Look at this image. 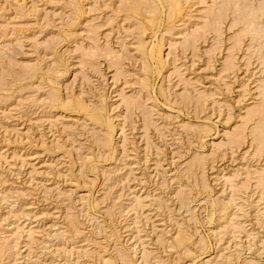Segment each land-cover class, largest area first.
I'll list each match as a JSON object with an SVG mask.
<instances>
[{
  "label": "rangeland",
  "instance_id": "obj_1",
  "mask_svg": "<svg viewBox=\"0 0 264 264\" xmlns=\"http://www.w3.org/2000/svg\"><path fill=\"white\" fill-rule=\"evenodd\" d=\"M0 264H264V0H0Z\"/></svg>",
  "mask_w": 264,
  "mask_h": 264
},
{
  "label": "bare ground",
  "instance_id": "obj_2",
  "mask_svg": "<svg viewBox=\"0 0 264 264\" xmlns=\"http://www.w3.org/2000/svg\"><path fill=\"white\" fill-rule=\"evenodd\" d=\"M160 3V2H159ZM141 102V101H140Z\"/></svg>",
  "mask_w": 264,
  "mask_h": 264
}]
</instances>
